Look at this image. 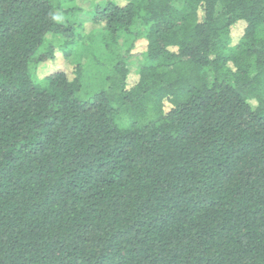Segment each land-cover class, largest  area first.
I'll use <instances>...</instances> for the list:
<instances>
[{"label":"trees","instance_id":"obj_1","mask_svg":"<svg viewBox=\"0 0 264 264\" xmlns=\"http://www.w3.org/2000/svg\"><path fill=\"white\" fill-rule=\"evenodd\" d=\"M59 10L0 0V264H264V0L106 2L86 100L78 62L35 79Z\"/></svg>","mask_w":264,"mask_h":264},{"label":"rangeland","instance_id":"obj_2","mask_svg":"<svg viewBox=\"0 0 264 264\" xmlns=\"http://www.w3.org/2000/svg\"><path fill=\"white\" fill-rule=\"evenodd\" d=\"M61 6L58 13L59 19L68 22L70 25L76 26L75 33L81 35L76 39V43L66 46L64 52L58 47L64 43L65 39L60 36H52L47 38V45H55L54 56L55 60L45 62L38 65L35 70V79L37 82H43L45 77L55 70H65L69 74L73 71L78 62L83 66V91L81 99H88L97 89L105 86L104 77L107 75V66H104L108 61L109 54L105 51L102 38L97 31L99 26H93L91 23L93 12L110 0H55ZM124 3V2H121ZM244 30L243 23L235 24L230 32L231 44L235 45L241 38ZM131 39L121 38V52L127 48V44ZM44 48V47H43ZM145 42L139 41L135 44L130 58L127 60L128 69L130 71L129 83L133 84L137 78L138 71L145 65L143 52ZM70 54H66V52Z\"/></svg>","mask_w":264,"mask_h":264}]
</instances>
